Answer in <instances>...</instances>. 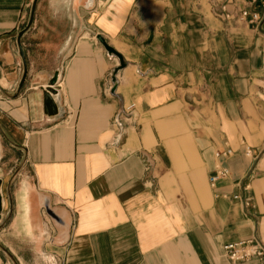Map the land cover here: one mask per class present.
Segmentation results:
<instances>
[{"label": "crops", "instance_id": "0c3cea01", "mask_svg": "<svg viewBox=\"0 0 264 264\" xmlns=\"http://www.w3.org/2000/svg\"><path fill=\"white\" fill-rule=\"evenodd\" d=\"M33 1L0 0V264H236L224 245H264V18L241 19L259 1L39 0L16 95Z\"/></svg>", "mask_w": 264, "mask_h": 264}, {"label": "built area", "instance_id": "2783aa9c", "mask_svg": "<svg viewBox=\"0 0 264 264\" xmlns=\"http://www.w3.org/2000/svg\"><path fill=\"white\" fill-rule=\"evenodd\" d=\"M258 1L260 2L261 11L243 10L241 12V19L247 24L255 27H260L264 18V0ZM113 126L119 129L112 142V146H117L120 144L123 136V132L120 129L121 123L118 118L113 121ZM235 154L236 152L233 149L227 147L224 150L217 151L215 157L219 160H228L234 157ZM245 155L250 156L251 150L246 149ZM229 176V168L224 165H218L216 172L209 178L211 188L215 189L219 180L227 179ZM232 199L241 202L245 208L250 205V199L242 198L239 195L233 196ZM223 253L224 256L233 263L254 262V264H264V245L257 237L246 241L226 244L223 247Z\"/></svg>", "mask_w": 264, "mask_h": 264}, {"label": "water", "instance_id": "95a60500", "mask_svg": "<svg viewBox=\"0 0 264 264\" xmlns=\"http://www.w3.org/2000/svg\"><path fill=\"white\" fill-rule=\"evenodd\" d=\"M38 1L39 0L33 1L31 8H30V15H29L28 24H27L26 28L18 36V46H19V50H20V56H21L22 61H23L24 71H23V77H22V80L19 84L16 95H18L20 93V91L23 88V85L25 83L26 77H27V65H26V61H25V55H24V52H23V49L21 46V39H22L23 35L32 27ZM99 40L104 45V47L106 48V50L109 54L117 56L120 59L121 66H122V68H124L126 65L123 63L121 57L116 53V51L113 48H111L110 46H108L102 37H99ZM116 73L117 72H115V75H116ZM6 95L9 98L13 97L9 94H6ZM44 100H45V108L50 111L49 114L50 115L57 114V107H56V104H55V101L53 98V93L51 90L46 91V93L44 94ZM0 132L3 134V130L1 129V127H0ZM0 188H1V181H0ZM8 192H10V191L8 190ZM48 213H50V212H48ZM0 220H1V196H0ZM0 249L3 250L6 254H8L11 257V259H13L12 256L10 255V253L3 246L0 245Z\"/></svg>", "mask_w": 264, "mask_h": 264}, {"label": "rangeland", "instance_id": "374dc122", "mask_svg": "<svg viewBox=\"0 0 264 264\" xmlns=\"http://www.w3.org/2000/svg\"><path fill=\"white\" fill-rule=\"evenodd\" d=\"M259 3H260V2H259ZM259 6H260V5H259ZM258 10L261 11V8H259ZM224 246H225V245H224ZM230 262H231V261H230ZM231 263H233V262H231ZM236 264H239V263H236Z\"/></svg>", "mask_w": 264, "mask_h": 264}, {"label": "bare ground", "instance_id": "6f19581e", "mask_svg": "<svg viewBox=\"0 0 264 264\" xmlns=\"http://www.w3.org/2000/svg\"><path fill=\"white\" fill-rule=\"evenodd\" d=\"M109 54V53H108ZM110 56H113V55H111V54H109ZM209 185H210V183H209ZM211 187V186H210Z\"/></svg>", "mask_w": 264, "mask_h": 264}]
</instances>
